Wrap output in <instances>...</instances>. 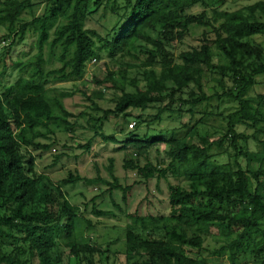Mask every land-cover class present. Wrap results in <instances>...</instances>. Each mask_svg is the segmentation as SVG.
Listing matches in <instances>:
<instances>
[{
    "label": "trees",
    "instance_id": "obj_1",
    "mask_svg": "<svg viewBox=\"0 0 264 264\" xmlns=\"http://www.w3.org/2000/svg\"><path fill=\"white\" fill-rule=\"evenodd\" d=\"M218 1L224 0H106L105 9L109 8L117 21L104 37L86 27L103 0H0V27L6 30L3 38L7 43L0 52V264H112L109 244L101 249L77 241L81 206L37 167L34 151H48L53 146L36 141L40 136L37 129H49L54 121L70 128V122L55 114L46 98L48 78L42 75L46 48L50 59L59 51L57 60L62 63L47 75L62 81L82 77L87 64L101 57L102 49L112 59L118 54L125 58L123 54L134 50L132 55L141 61L138 67L145 69L136 78L144 85L133 80L134 91H127L115 79L120 75L126 80L125 72L110 71L98 82L109 84L120 94L109 109L94 104L103 112L100 121L112 113L127 117L128 111L138 110L135 124L153 128L151 134L128 131L120 148L130 150L124 167L135 172L137 179L123 185L110 169L112 182L71 172L61 181L63 185L82 181L88 186H109L91 199L92 213L96 217L117 216L95 203L109 194L113 206L129 220L124 227L126 260L144 254L148 256L146 264H211L202 251L216 227L226 236L220 253L228 252L230 264H237L242 256L264 264V93L253 91L255 85L264 84V43L257 40L264 34V0L236 10L221 9ZM29 33L36 37L33 64L37 75L28 77L18 71L9 81L5 79L7 69L16 72L21 64L9 49L25 41ZM188 38L200 43L175 56L171 48ZM213 47L226 58V64L213 62ZM124 65L132 67L127 61ZM217 71L221 78L215 76ZM207 76L214 82L208 88L211 94L203 83ZM192 84L198 89L192 90L186 101L182 95ZM177 95L181 103L190 105V120L182 122L186 129L182 136L177 127L167 131L169 135L157 127L164 115L172 118ZM217 96L234 99L238 108L224 117L219 135L198 134L197 124L205 121L197 119L196 109L203 104L207 107ZM57 106L73 116L61 103ZM155 106L158 112L147 122L143 114ZM238 127L253 133L247 135ZM196 135L199 140L193 142ZM101 137L118 142L115 136ZM250 139L257 143L254 152ZM159 144L168 146L166 167L154 166L149 158ZM254 159L256 169L252 168ZM169 176L179 182L170 183L164 211L141 214L137 207L129 212L115 199L120 191L126 205L136 186ZM85 221L89 228L93 226L89 219ZM156 233L162 234L161 238Z\"/></svg>",
    "mask_w": 264,
    "mask_h": 264
},
{
    "label": "rangeland",
    "instance_id": "obj_2",
    "mask_svg": "<svg viewBox=\"0 0 264 264\" xmlns=\"http://www.w3.org/2000/svg\"><path fill=\"white\" fill-rule=\"evenodd\" d=\"M256 1L258 0H224L223 2L218 1L217 6L223 10H236ZM105 6L106 0H103L101 7L89 16L86 23L88 29H96L104 37L108 35V32L112 31L117 21L116 16L111 13L109 8L105 9ZM41 9L39 7L37 13H40ZM5 33L6 30L0 27V39L1 37L3 39L0 42V52L2 49H6L7 43H5L3 38ZM109 38H112V33ZM257 40L264 43V34L258 37ZM35 41L36 37L34 34L29 33L25 41L18 42L9 49L13 59L19 60L21 64L17 65L16 68L18 70L16 72H14L13 68L7 69L5 79L14 80L18 75V71L28 77L37 75L35 71L36 65L33 64L36 61L35 55L37 53ZM199 43L197 40L188 38L171 49L175 56H178L181 51ZM100 46H102V43H98V47ZM133 52L134 50L131 53L126 52L123 54L125 58H121V54H118L115 59H112L102 49L100 51L101 57L87 64L82 77L70 78L64 81L56 78L55 75H47L49 71L62 67V63L57 60L59 51H55V55L50 59V51L46 48L44 55L46 61L42 64V75L48 78L46 98L51 103L55 114L65 117L70 122V128L68 129L63 122L54 121L49 129H37V131H40V136L36 141L53 145L48 151H34L38 170L47 173L55 184L62 185L72 202L81 206L83 211L81 217L83 219L80 217L77 221V241L90 242L101 249L109 244L108 247L112 251V254L110 253L112 264H146L148 256L136 254L128 256L127 260L124 258V253L127 250L124 227L129 220L113 206L109 194H104L95 203L99 206V209L113 210L117 216L114 218L96 217L92 213L93 203L91 199L104 193L109 186L103 184L88 186L82 181L76 184L63 185L61 181L68 178L71 172L83 178H96L99 176L112 182L113 176L110 169H112L113 174L119 178L123 185L131 184L137 179L135 172L126 170L124 167L125 156L128 155L127 153L130 150L122 151L120 148L123 146V141L126 140L128 131L138 130L142 134H151L153 133V128H148L146 123L139 127L137 126L138 124H135L136 120L134 117L139 113L138 110L128 111L129 115L127 117L112 113L100 121L99 119L103 117V112L95 109L94 106V104H98L102 109H109L113 107L114 103L112 100L120 94L119 90L109 88V84L101 85L98 82V80L104 81L110 71H123L126 73V80H122L120 75L116 76L115 79L127 91L135 90L132 85L133 80H136L139 86L144 85L143 80H137L136 78L139 79L145 69L138 67L141 61L134 58ZM212 52L215 64L227 63L226 58L220 54L216 47H213ZM126 61L132 63V67L129 68L124 65ZM1 72L2 68L0 67ZM215 76L221 78L220 72H215ZM203 83L206 85V92L211 94L212 90H208V88L214 84L212 77H205ZM197 89L194 84L186 89L182 95L184 100H190V92L192 90L197 91ZM253 91L264 93V84L255 85ZM254 92H252V95ZM65 94H69V96H65ZM179 98L180 96L178 95L174 98L176 101L172 106V109H175L172 112V118H167L166 116L168 115H164V121L157 127L166 132L177 127L181 130L178 135L182 136L186 131L182 127L183 123L190 120V113L188 112L190 105L184 102L181 103L178 100ZM169 99L166 101H169ZM57 103H61L68 113L73 116H67L57 106ZM237 108L238 103L234 99L220 98L218 96L207 102V107L204 108V104L199 106L195 115L199 120L203 117L205 122L197 124L198 134L219 135L218 132H221L224 117ZM203 111H206V113ZM157 112L155 106V108L145 111L143 116L148 122L152 120ZM238 129L247 135L253 133V131L243 127H238ZM167 133L168 135L170 134V132ZM101 134L115 136L118 142L104 141ZM198 140L196 135L193 138V142H198ZM88 143H90V148H86ZM249 143L250 150L254 152L257 148V143L252 139L249 140ZM167 147L166 144H159L152 148L149 158L154 166L159 164L162 167L167 166L169 162L165 153ZM244 159L246 158L244 157L242 161L245 164L247 160ZM141 163H144L143 158ZM252 168H258L256 159L252 161ZM177 182L179 180H176L173 176L162 179L154 178L150 180L148 185L136 186L126 205L122 202L120 191L115 193V199L129 212L135 211L137 207L140 208L141 214L156 213L158 210L164 211L166 210L167 198L170 193L169 185ZM147 186L151 192L148 191ZM142 200L143 202L140 204ZM85 219H89L93 223L91 228L88 227ZM161 236L162 234L156 233L157 238H161ZM225 238L223 231L216 227H213L207 236L202 254L211 264H230L228 252L220 253L221 246L225 243ZM115 253L117 256H115ZM237 264H259V260L252 256H242Z\"/></svg>",
    "mask_w": 264,
    "mask_h": 264
},
{
    "label": "built area",
    "instance_id": "obj_3",
    "mask_svg": "<svg viewBox=\"0 0 264 264\" xmlns=\"http://www.w3.org/2000/svg\"><path fill=\"white\" fill-rule=\"evenodd\" d=\"M93 61H96V60H93Z\"/></svg>",
    "mask_w": 264,
    "mask_h": 264
}]
</instances>
